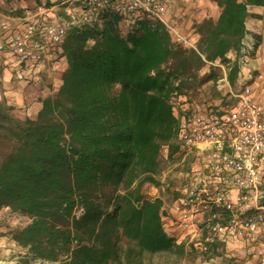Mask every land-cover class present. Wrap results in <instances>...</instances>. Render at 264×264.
Wrapping results in <instances>:
<instances>
[{
    "label": "trees",
    "instance_id": "trees-1",
    "mask_svg": "<svg viewBox=\"0 0 264 264\" xmlns=\"http://www.w3.org/2000/svg\"><path fill=\"white\" fill-rule=\"evenodd\" d=\"M211 1L220 14L195 24L197 50L175 44L162 24L148 19L123 31V18L104 9L95 23L68 28L62 84L42 100L35 120L21 121L0 101V211L27 218L10 235L34 260L181 264L189 251L224 248L221 240L207 248L178 243L164 230V201L143 191L147 183L161 185L163 147L170 158L178 155L175 100H190L187 90L212 82L211 100L232 103L222 69L206 61L219 60L233 88L248 6L264 8V0ZM259 17L264 21V12ZM204 66L209 71L201 74Z\"/></svg>",
    "mask_w": 264,
    "mask_h": 264
},
{
    "label": "built area",
    "instance_id": "built-area-1",
    "mask_svg": "<svg viewBox=\"0 0 264 264\" xmlns=\"http://www.w3.org/2000/svg\"><path fill=\"white\" fill-rule=\"evenodd\" d=\"M77 1L80 5L73 10L64 9L66 18H59L54 6L36 4L0 24V55L9 61L12 71L19 72V78L43 69L60 70L68 28L95 23L104 9L128 24L139 19L160 23L175 44L197 50V39L179 27L170 0ZM248 53L243 40L241 69L248 62ZM206 64L223 70L221 81L226 82L232 103L224 106L211 98L204 104L182 97L174 101L178 156L194 158L195 163L181 195L171 197L168 209L164 204L163 227L178 243L191 236L203 248L218 240L255 243L264 236V103L246 82L233 89L219 60ZM251 249L264 263V240Z\"/></svg>",
    "mask_w": 264,
    "mask_h": 264
},
{
    "label": "rangeland",
    "instance_id": "rangeland-1",
    "mask_svg": "<svg viewBox=\"0 0 264 264\" xmlns=\"http://www.w3.org/2000/svg\"><path fill=\"white\" fill-rule=\"evenodd\" d=\"M38 1H40L41 3L55 2V10H73L79 2L77 0H69L62 4V2L66 0H0V24L6 21L7 17L21 16V13H23V10L25 8L31 7L35 3H40ZM212 3L214 7H208L209 14L211 15L206 18H213L214 20H216L219 17L220 9L216 5V3ZM176 20L178 22L177 16ZM198 23L199 22L194 19V22L191 24V29L196 39H198V36L196 34L194 26ZM121 27V30L123 31H126L128 29V25H126V22L125 24L121 23ZM243 40L247 45V50H249V53L247 54L248 62H246V64L248 65L250 64V61L253 60L257 55L256 51L258 50L259 46L257 49H255V44L258 42L255 38H252L250 40L244 38ZM262 52L263 54L259 56L262 57V68L259 70H253L248 67L249 69L247 77L246 74H243V69H241L238 80H236L233 88L237 89L241 86L242 83L246 82L251 86V90L255 94L256 98L264 103V48ZM229 55L230 53L228 54V57H230ZM232 56L233 58L235 57V54L233 52H231L230 58H232ZM171 64L172 61L169 63V66ZM208 71L209 69L204 66L201 70V74H204ZM257 77H259V80L257 81V83H255ZM219 81L220 80H218V84ZM220 86L223 87V84ZM215 87L216 85L214 86L212 82L205 83L195 89L187 90L188 96L196 103L204 104L205 102H210L211 93L212 91H214ZM226 89L227 85L224 82V92L226 91ZM10 113L14 116L13 111H11ZM20 120L23 121L24 119ZM194 163V158L189 157L187 159H184L179 157L177 154L170 158L168 156V148L164 146L161 152V170L158 175V179L160 180L161 185L159 187H155L154 185L147 183L143 188L144 193L152 198H161L164 201L165 207L168 209L171 203V197L180 196L181 190H183L188 184L189 175ZM261 166L263 168L262 172H264V161ZM27 222V218L12 214L8 208H4L0 211V264H39L43 262L41 260H34L32 256L29 255V252L26 249L18 246L9 235L11 234L12 230H16L18 229V227L24 226ZM263 240L264 236H260L255 243L250 244L246 241L231 239L227 241L224 248L220 247L216 250L208 251L207 254H200L196 251H189L187 257L183 259L181 264H264L262 260L257 256V254L253 253L251 249L252 247L254 248L255 246L259 245ZM192 242L193 241L191 240V236H187V238L183 241V243L186 244L187 248L190 247ZM43 263L53 264L46 261H44Z\"/></svg>",
    "mask_w": 264,
    "mask_h": 264
},
{
    "label": "crops",
    "instance_id": "crops-1",
    "mask_svg": "<svg viewBox=\"0 0 264 264\" xmlns=\"http://www.w3.org/2000/svg\"><path fill=\"white\" fill-rule=\"evenodd\" d=\"M67 1L69 0L62 2V4ZM170 6L173 15L178 17L179 27L184 33L192 35L194 39L196 37L191 29L194 19L200 22L209 17L211 14H209L208 7H214L210 0H170ZM248 7L250 15L246 18L244 38L260 40V45L256 51L257 55L250 61V64H245L243 68V74H246V77L249 68L253 70L262 68V57L259 56L263 54L262 50L264 48V21L259 17L263 15L264 8L252 4ZM125 22L122 21L124 24ZM126 25L129 26L127 22ZM229 56L231 57V53ZM12 68L9 61H6L0 55V101L5 100L8 105L12 106L14 116L17 118L35 120L42 109V100L47 97H55L58 94L62 84V74L67 68V62L64 61L60 70L43 69L23 78H19V72L12 71ZM258 80L259 77H257L255 83Z\"/></svg>",
    "mask_w": 264,
    "mask_h": 264
}]
</instances>
